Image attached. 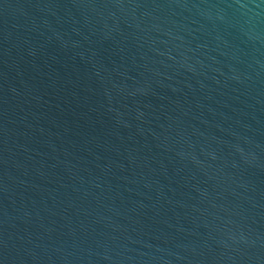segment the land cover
Listing matches in <instances>:
<instances>
[{
	"label": "water",
	"instance_id": "obj_1",
	"mask_svg": "<svg viewBox=\"0 0 264 264\" xmlns=\"http://www.w3.org/2000/svg\"><path fill=\"white\" fill-rule=\"evenodd\" d=\"M0 264H264V0H0Z\"/></svg>",
	"mask_w": 264,
	"mask_h": 264
}]
</instances>
